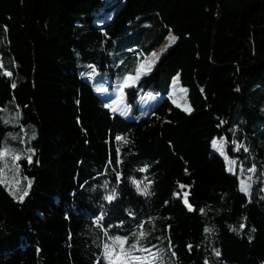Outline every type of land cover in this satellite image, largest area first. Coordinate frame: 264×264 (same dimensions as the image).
Listing matches in <instances>:
<instances>
[{
    "label": "trees",
    "instance_id": "1",
    "mask_svg": "<svg viewBox=\"0 0 264 264\" xmlns=\"http://www.w3.org/2000/svg\"><path fill=\"white\" fill-rule=\"evenodd\" d=\"M103 1L0 0V78L14 77L0 158L17 155L29 179L13 194L0 167V264H111L106 244L127 263L151 262L148 248L154 264H264V0H121L97 25ZM170 31L124 88L133 118L110 111L98 91H117ZM175 76L190 112L167 97ZM140 90L161 99L137 117ZM221 137L253 171L248 195L212 149Z\"/></svg>",
    "mask_w": 264,
    "mask_h": 264
},
{
    "label": "rangeland",
    "instance_id": "2",
    "mask_svg": "<svg viewBox=\"0 0 264 264\" xmlns=\"http://www.w3.org/2000/svg\"><path fill=\"white\" fill-rule=\"evenodd\" d=\"M121 0H104L103 3L99 6V8L95 11V24L103 25L108 23L118 8L121 6ZM176 42V35L170 31L167 35L165 41L161 46H159L156 50L152 51L148 56H145L144 59L139 63L135 73L133 75H128L120 86L117 91H98V94L104 98L109 99V103L107 106L112 110L114 113H119L125 116V118L132 119L133 116L130 113V106L127 105L125 100V92L124 88L127 86L134 85L141 76L148 74L155 64L157 63L160 55L168 49L171 45ZM11 49L14 52V56L18 57L21 61H24L27 58V52L24 47L23 39L19 38L12 42H9ZM45 49L50 56L55 55V49L52 46L43 45L41 47ZM153 53L156 56H153ZM42 71L44 73H50L51 71L47 68L46 62H40ZM141 65H144V68L141 69ZM140 69V75L137 77V70ZM128 77H133L132 80H129ZM13 75L6 74L5 77L0 78V97L3 96L4 91L6 89L12 88L13 86ZM49 95L53 94L51 91H48ZM187 89L183 87L178 79V76H175L170 84L169 90V99L179 108L184 110L185 112H190V107L186 97ZM24 96L22 93L19 98L16 100H20ZM161 99L160 94H153L151 92H144L139 91L138 95V105H139V114L137 117H141L148 113L151 110V107L156 105L159 100ZM215 142V143H214ZM237 144L234 145L232 148L235 150L237 148ZM212 149L217 152L225 161L226 169L230 173H235L239 180L240 190L242 185H248L247 191H242L245 194H249L251 188V177L253 171H249L244 169L238 162L236 157H232L228 153V142L226 141L225 137L217 138L213 140ZM5 152L0 158V167H1V174H2V181L6 184L8 189L14 194L20 190H27V186L24 184V181L29 183V179L26 176L22 175L19 172V164L17 163V155L13 156H5ZM121 254V259L114 260L116 263L122 264H135V262L127 263L123 259V251L120 249L118 250Z\"/></svg>",
    "mask_w": 264,
    "mask_h": 264
},
{
    "label": "snow or ice",
    "instance_id": "3",
    "mask_svg": "<svg viewBox=\"0 0 264 264\" xmlns=\"http://www.w3.org/2000/svg\"><path fill=\"white\" fill-rule=\"evenodd\" d=\"M153 56H156V54L153 53ZM142 68H144V65H141V69H142ZM139 75H140V69L137 70V77H136V78H138ZM128 79H129V80H132L133 77H128ZM117 139H120V138L118 137ZM214 143H215V142H214ZM249 171H252V169H249ZM241 190H242V191H247V190H248V185H242ZM112 198H113V196H108V197H106V199H109V200H111ZM206 231H208V230L206 229ZM143 236H144V233L141 232L140 235H139L138 237L135 238L136 241H137V244H138L139 240L143 238ZM114 239H115V241H116L117 243L120 242V241H122V240H123V241H126V240H127L126 237H124V238L116 237V238H114ZM137 244H133V245H132V249H133V250H136V249H137ZM143 251H144L145 253H148V254L152 257V261H151V262H148V256H145V257H143V258H141V257H134V259H136V260H143V261H145V262H148V264H154L155 261H157V260L160 259V254H159L158 251L153 253V252H151L150 249H148V248H144ZM105 257H106V259H108V260L111 262V264H115L114 257H115L116 259H121V254H120V252L117 250L116 247H114V246H112V245H107V244H106V245H105ZM127 258H128L127 255H125V256L123 257V259H127ZM161 264H162V262H161Z\"/></svg>",
    "mask_w": 264,
    "mask_h": 264
},
{
    "label": "crops",
    "instance_id": "4",
    "mask_svg": "<svg viewBox=\"0 0 264 264\" xmlns=\"http://www.w3.org/2000/svg\"><path fill=\"white\" fill-rule=\"evenodd\" d=\"M127 76H128V75H127ZM127 76H126V77H127ZM126 77H125V79H126ZM125 79H124V81H125ZM124 81H123V82H124ZM122 84H123V83H122ZM122 84H121V85H122ZM121 85H120V86H121ZM127 87H128V86H127ZM169 90H170V89H169ZM167 97L169 98V92H168V94H167ZM108 103H109V101H108ZM153 107H154V105L151 107V109H152ZM189 107H190V106H189ZM120 115L123 116V117H125V116L122 115V114H120Z\"/></svg>",
    "mask_w": 264,
    "mask_h": 264
}]
</instances>
